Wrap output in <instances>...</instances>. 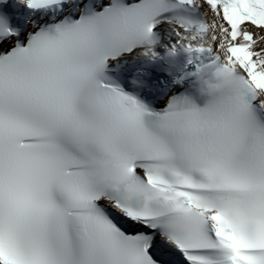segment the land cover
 Here are the masks:
<instances>
[{
  "label": "snow or ice",
  "instance_id": "obj_1",
  "mask_svg": "<svg viewBox=\"0 0 264 264\" xmlns=\"http://www.w3.org/2000/svg\"><path fill=\"white\" fill-rule=\"evenodd\" d=\"M0 264H264V0H0Z\"/></svg>",
  "mask_w": 264,
  "mask_h": 264
}]
</instances>
